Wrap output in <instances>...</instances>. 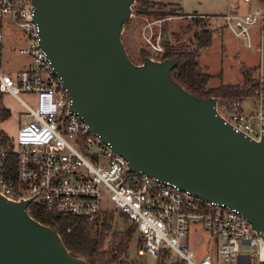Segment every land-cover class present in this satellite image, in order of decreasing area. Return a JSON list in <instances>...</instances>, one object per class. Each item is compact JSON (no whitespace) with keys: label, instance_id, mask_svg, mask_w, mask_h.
I'll use <instances>...</instances> for the list:
<instances>
[{"label":"water","instance_id":"water-1","mask_svg":"<svg viewBox=\"0 0 264 264\" xmlns=\"http://www.w3.org/2000/svg\"><path fill=\"white\" fill-rule=\"evenodd\" d=\"M137 0H32L40 45L87 131L130 171L237 208L264 239V135L236 130L170 74L176 57H129L121 31ZM163 40H168L163 34ZM29 198L0 195V264H94L27 211Z\"/></svg>","mask_w":264,"mask_h":264},{"label":"built area","instance_id":"built-area-1","mask_svg":"<svg viewBox=\"0 0 264 264\" xmlns=\"http://www.w3.org/2000/svg\"><path fill=\"white\" fill-rule=\"evenodd\" d=\"M250 1V0H244ZM143 23L141 34L155 59L163 52L157 25L173 17L204 18L195 13L169 14ZM225 28L250 42V28L263 22L264 10L216 15ZM23 35L19 50L28 63L11 73L0 70V95L10 93L24 105L26 122L15 137L0 144V195L13 201L29 198L43 213L69 214L96 221L103 213L126 216L141 242L159 264H261L264 239L234 206L208 200L169 182L130 171L127 160L69 111L70 99L40 45L32 0H0V47L3 24ZM264 28L255 86L245 95L217 97V112L236 130L259 139L264 135ZM1 63V51H0ZM34 96L33 105L19 97ZM111 202V205H107ZM30 214V213H29ZM196 251L189 239L204 242Z\"/></svg>","mask_w":264,"mask_h":264},{"label":"rangeland","instance_id":"rangeland-1","mask_svg":"<svg viewBox=\"0 0 264 264\" xmlns=\"http://www.w3.org/2000/svg\"><path fill=\"white\" fill-rule=\"evenodd\" d=\"M150 1V0H148ZM161 1L159 4L153 6L146 5L141 7L137 2L132 5V12L129 20L124 23L121 31V39L126 48L129 57L135 63H141L144 56L151 54L150 48L147 46L142 37L141 30L143 23L156 19L158 17H165L160 14L164 11L174 9L177 11L178 7L174 4H179L183 11L182 13L191 12L195 14L205 15L201 18V26L206 25L211 29V42L208 46L199 49L197 57L198 67L201 72L211 74L207 83V87H213L219 83H238L241 86L248 85L246 76L242 74V69H246L250 79H255L257 70L255 69L259 63L260 51L258 46H262V32L264 28L263 22H258L250 28V42L245 37L236 36L230 30L225 28L223 23L216 15L223 14L227 11L229 4L228 0H153ZM237 1V0H236ZM165 2V3H163ZM169 3V4H167ZM142 9L144 12H138ZM194 9L197 11H194ZM256 9L264 10L263 4L259 0H238L231 5V11L238 13L255 11ZM197 18L189 17H173L166 19L159 24H156L157 29L161 33L170 36V42L177 45H182L186 49H194L197 47V40L195 33L200 29V22ZM23 41V35L20 29L7 22L3 24V43L0 47L1 51V71H9L11 73L24 67L28 63V56L19 50ZM264 56V47H263ZM252 65V66H251ZM19 97L29 104L33 105L34 96L30 93L20 92ZM0 103L3 107L9 109L10 115L0 120V129L9 137H15L18 127L26 122L24 115L26 109L21 101L11 95L4 93L0 97ZM107 205H111L108 202ZM116 213H112L111 228L108 234L103 239L102 249L106 252L111 251L112 244L117 247L119 244L118 255L109 258L106 254L107 264H159L158 260L150 255L148 252L138 251L141 242L138 237V232L131 231L129 239L124 236V230L130 224L122 217H115ZM114 232V235L111 233ZM198 233L204 239V242L198 243L195 238L189 239V243L196 251H203L206 249V239L208 233L202 227L198 229ZM126 245V246H125ZM123 248L122 252H119ZM112 259V260H111ZM261 264H264L262 262Z\"/></svg>","mask_w":264,"mask_h":264},{"label":"trees","instance_id":"trees-1","mask_svg":"<svg viewBox=\"0 0 264 264\" xmlns=\"http://www.w3.org/2000/svg\"><path fill=\"white\" fill-rule=\"evenodd\" d=\"M264 6V0H259ZM141 7L146 5L153 6L154 4H162L160 2L137 0ZM138 12H144L139 9ZM164 14H183L178 8L164 11ZM200 22V29L195 33V38L198 42L197 47L194 49H186L182 45L173 44L170 39L163 40V52L159 56V59L176 57V64L171 69L170 74L179 84L190 92L199 96L214 95L217 97H236L245 95L255 86V79H250L246 69H242V74L246 76V81L249 84L241 86L238 83H219L213 87H207V83L211 77L210 73L201 72L197 69L199 55V49L204 46H208L211 42V29L206 25L201 26V18L196 19ZM168 37V35L166 34ZM1 97V95H0ZM10 115L9 109L3 107L0 103V120ZM7 141V135L0 129V144H5ZM30 215L40 222L47 224L54 228L61 236L65 246L72 255H81L91 261L94 264H107L106 254L109 258L118 255L119 241L114 249V245L111 246V251L106 252L102 249L103 239L108 234L111 228V217L113 212L103 213L96 221H87L81 217L72 216L69 214H55V213H43L40 209L30 205ZM115 217H122L128 221L126 216L118 214ZM129 222V221H128ZM130 226L124 230V236L129 239L132 230H136L134 225L129 222ZM111 235H116L114 232ZM126 246V245H125ZM123 248L119 252H122ZM112 260V259H111Z\"/></svg>","mask_w":264,"mask_h":264},{"label":"crops","instance_id":"crops-1","mask_svg":"<svg viewBox=\"0 0 264 264\" xmlns=\"http://www.w3.org/2000/svg\"><path fill=\"white\" fill-rule=\"evenodd\" d=\"M151 1H153V0H151ZM154 2H161V1H154ZM235 2H237V4H238V0L236 1V0H228V4H229V7H228V9H227V11L226 12H228L229 10H230V8H231V5H233V3H235ZM246 2H249V1H246ZM163 3H165V2H163ZM167 4H169V3H167ZM175 6H177L179 9H180V12H182L183 11V8L179 5V4H174ZM194 11H196L195 9H194ZM184 12V11H183ZM197 12V11H196ZM226 12H224V13H226ZM186 13H191V12H186ZM223 13V14H224ZM201 14H203V13H201ZM168 38L170 39V36L168 35ZM252 66V65H251ZM226 83H231V82H226Z\"/></svg>","mask_w":264,"mask_h":264}]
</instances>
